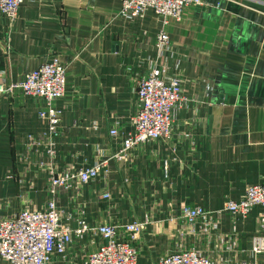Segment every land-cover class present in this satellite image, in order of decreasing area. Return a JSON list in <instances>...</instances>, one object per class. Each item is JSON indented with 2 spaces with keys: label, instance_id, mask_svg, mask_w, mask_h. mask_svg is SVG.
I'll list each match as a JSON object with an SVG mask.
<instances>
[{
  "label": "crops",
  "instance_id": "1",
  "mask_svg": "<svg viewBox=\"0 0 264 264\" xmlns=\"http://www.w3.org/2000/svg\"><path fill=\"white\" fill-rule=\"evenodd\" d=\"M205 1L185 5L181 18L165 25L182 55L183 93L202 100V123L187 121L190 109L175 115L176 127L191 130L194 142L187 138L173 151L148 142L132 158L114 155L119 137L109 129L130 128L136 80L157 59L143 47L161 25L156 14L121 16L120 0H21L11 23L0 13V79L17 80L51 55L65 64L64 93L55 100L63 128L55 138L58 167L104 163L107 169L80 191L59 190L56 205L74 214L84 204L89 223L147 220L133 239L137 264H158L182 244L199 246L192 233L180 234L188 226L172 218V204L216 209L239 199L247 184L264 181V0ZM44 106L38 96L0 93V217L37 208L48 197L45 174L25 170L16 158L26 134L45 128L37 115ZM167 153L173 158L165 166ZM106 189L110 196L103 198ZM261 210L255 204L245 215L226 213L219 228L236 232L247 248L253 234L264 233ZM88 237L71 244V264L81 260ZM259 259L264 264V252Z\"/></svg>",
  "mask_w": 264,
  "mask_h": 264
},
{
  "label": "built area",
  "instance_id": "2",
  "mask_svg": "<svg viewBox=\"0 0 264 264\" xmlns=\"http://www.w3.org/2000/svg\"><path fill=\"white\" fill-rule=\"evenodd\" d=\"M21 0H0V13L12 22ZM208 4L205 0H120L118 14L127 18L142 17L151 9L160 20V27L152 40L146 39L143 47L156 51L157 59L148 61L145 72L136 80L130 128L122 131L114 123L109 134L119 137L115 156L134 157L139 147L148 142L167 143L171 151L185 139H192L191 130L176 127L175 115L182 109H190L189 123L203 122L199 112L201 98L183 93L184 80L180 66L181 53L172 46L165 29L169 18H181L187 4ZM137 50L141 44L138 43ZM65 64L58 56L51 55L39 65L25 71L13 81L0 79V93L12 95L19 91L41 97L45 106L37 109V115L45 120V128L26 134V141L16 158L25 170L44 173L45 191L48 197L37 208L21 207L9 216L0 217V264H71L69 248L75 239L89 235L85 251L78 264H137V247L133 239L147 220L132 222L89 223L84 204L75 206L70 214L56 205L59 190L80 191L83 184L105 174L104 163L75 166L64 162L58 167L55 154V138L63 131L60 124V107L55 100L64 93ZM188 126V125H187ZM167 160L173 157L166 155ZM101 196L108 198L109 191ZM259 204L260 228H264V181L247 184L239 199H227L216 209H206L199 204L176 202L170 215L182 219L187 229L180 234L192 233L199 246L180 245L160 256L158 264H260L264 252V233L251 237L247 248H241L238 234H226L219 222L226 213L245 215L253 205ZM75 222L71 226L69 220ZM198 223V227L196 224ZM97 235L95 242L92 236Z\"/></svg>",
  "mask_w": 264,
  "mask_h": 264
}]
</instances>
